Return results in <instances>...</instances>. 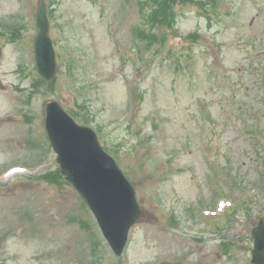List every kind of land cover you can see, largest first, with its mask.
I'll return each mask as SVG.
<instances>
[{
    "label": "rangeland",
    "instance_id": "rangeland-1",
    "mask_svg": "<svg viewBox=\"0 0 264 264\" xmlns=\"http://www.w3.org/2000/svg\"><path fill=\"white\" fill-rule=\"evenodd\" d=\"M47 2L51 81L36 68L38 0H0V264H254L264 0ZM51 99L135 187L144 220L121 257L60 172Z\"/></svg>",
    "mask_w": 264,
    "mask_h": 264
},
{
    "label": "water",
    "instance_id": "water-1",
    "mask_svg": "<svg viewBox=\"0 0 264 264\" xmlns=\"http://www.w3.org/2000/svg\"><path fill=\"white\" fill-rule=\"evenodd\" d=\"M37 26V69L51 80L57 61L46 0H39ZM46 128L62 174L87 202L113 251L121 256L131 227L144 219L134 186L116 159L103 148L97 133L77 123L56 100L47 104ZM253 236L252 262L264 264V219L255 227Z\"/></svg>",
    "mask_w": 264,
    "mask_h": 264
},
{
    "label": "trees",
    "instance_id": "trees-1",
    "mask_svg": "<svg viewBox=\"0 0 264 264\" xmlns=\"http://www.w3.org/2000/svg\"><path fill=\"white\" fill-rule=\"evenodd\" d=\"M161 7H162L161 4H159L158 7L157 8H154V9L158 12L159 10L161 11Z\"/></svg>",
    "mask_w": 264,
    "mask_h": 264
}]
</instances>
